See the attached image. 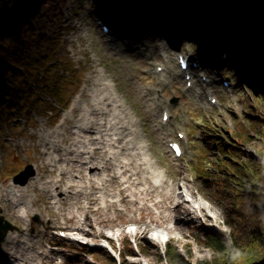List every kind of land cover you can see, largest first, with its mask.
Here are the masks:
<instances>
[{
    "label": "rangeland",
    "instance_id": "1",
    "mask_svg": "<svg viewBox=\"0 0 264 264\" xmlns=\"http://www.w3.org/2000/svg\"><path fill=\"white\" fill-rule=\"evenodd\" d=\"M102 1L97 0L99 8H109L111 0ZM261 2L263 0H258L257 4ZM91 3V0L67 1L52 28L55 39L62 38L57 56L50 63V71L46 75L38 72L37 80L30 82L29 89H16V98L22 97L25 102L14 101L0 108V181L4 180V187H7L12 174L29 165L37 178L48 181L54 173L48 172L50 158L49 150L44 147L45 141L58 139L55 136L61 130L57 127L63 117L71 119L73 125L93 107L109 112L110 118L117 123L116 128L109 131L111 136L119 132L122 138L126 134L124 128H129L126 139L129 144L121 152L122 161L130 163L129 169L136 174L139 185L130 186L122 203L107 204V209L98 212H84L75 224L67 223L70 227L80 226L86 232L84 234L66 232L65 224L64 230L52 229L47 221L52 216L57 218V214L39 209L43 222L40 225H47L52 231H40L36 246H45L41 244V238L45 244L53 240L56 246L49 264H167L172 252L184 259L182 264H198L199 261L264 264V248L259 243L249 244L252 238L247 240L246 232L242 233L244 241L241 245H236L233 241L236 227L225 224L230 212L234 223L242 216L241 212L230 210L231 203L235 201V190L244 191L250 185V179L234 177L223 164L222 149L233 144L239 128H245L249 139L239 140L237 152L246 157L250 165L259 160L264 170V136H261L264 135L261 133L264 131V122H261L264 120V102L256 96L264 72L259 70L255 59L250 58L253 56L251 46L245 42L240 44V38L237 39L239 42L232 43V49L239 45L242 51L234 52L236 64L233 65L226 57V51L221 49L223 43H219L224 36L205 38L208 41L206 54L220 62L222 75L228 77L231 84L228 90L216 93L218 106H209L203 97L196 99L189 95L193 92L185 90L180 75L172 76L178 72L174 56L173 64L168 65L169 72L167 68L161 72L163 79L153 73L152 66L148 67L146 58L152 45L147 27L137 24L126 28L118 18L102 9L115 28L113 39L106 41L108 39L95 25ZM193 14L186 12L182 24L176 21L171 27L164 26L171 34L180 36L177 45L184 42L185 47L197 52L200 51L197 32L225 24L228 20L207 6L203 11L199 10L194 20L191 19ZM116 29H122V32ZM215 43L219 44L218 48H214ZM158 58L157 54L151 62H160ZM61 68L72 69L66 73ZM216 69L210 68L209 76ZM145 71L148 76L144 75ZM206 71V68L200 70ZM240 79L246 80L247 85ZM141 96L145 97L147 108L155 110L153 127L147 121ZM174 98L176 102H172ZM98 101L99 105H93ZM60 102L69 109L58 111ZM164 102L170 105L171 119L164 130L168 140L162 142L157 119L159 121ZM50 109L52 111L47 112ZM121 125L122 129H118ZM183 127L187 129L189 142L184 146L180 160L175 161L170 156L167 142L175 139L174 130H183ZM8 136L14 138L4 143ZM68 136L66 133L65 137ZM134 144L138 149L132 151L130 146ZM122 145L124 142L119 144ZM135 151L139 152L137 157L131 154ZM226 152L229 153V149ZM81 174H84L82 169ZM47 194L39 193V203L47 201ZM104 195L107 197V193ZM115 195V199L108 197L110 202L118 199L119 195ZM173 204L177 205L176 209ZM166 206L172 208L167 211ZM261 209L262 206L259 211ZM1 213L13 229L22 227L16 215L13 219L9 217L8 208ZM250 220L256 222L254 218ZM155 229L163 232L162 241L149 236ZM205 233L224 238L228 260L221 263L220 254L207 247Z\"/></svg>",
    "mask_w": 264,
    "mask_h": 264
},
{
    "label": "trees",
    "instance_id": "2",
    "mask_svg": "<svg viewBox=\"0 0 264 264\" xmlns=\"http://www.w3.org/2000/svg\"><path fill=\"white\" fill-rule=\"evenodd\" d=\"M194 1H197L200 9L204 10L206 6L212 7L215 13L228 20L226 30L231 32L229 35L236 37L238 33L239 38L251 46L253 56L250 58L255 59L259 70L264 72V0L258 4V0H133L135 5L144 8L145 14L142 19L151 24L162 19L165 21L164 18H168L166 14L171 8L178 12V20L181 21L185 14L180 13V8L192 4L196 10L197 5ZM66 2L67 0H2L0 2V108L3 104L8 106L10 102L19 100V97L16 98V89H29L30 82L37 80L38 72L47 74L50 71L48 53L55 49L57 41L52 28ZM128 2L129 0H113L111 3L114 12L122 7V13L125 14L122 15L124 24L132 22L135 15L133 6ZM236 49L239 50L238 47ZM258 86L257 97L264 102V76ZM261 133L264 134V131ZM241 139L244 142L249 139L243 127L236 133L233 144L227 145L222 150L225 155L223 164L228 166L234 177L237 176L242 180L250 179V185L244 191L235 190V201L231 203L230 210L233 209L235 213L241 212L242 216H238L234 223L230 212L229 220L227 219L225 224L236 227L233 235L236 245H241L244 241L242 233L246 232L247 240L252 238L249 244L259 243L260 247L264 248L263 165L259 160L254 165L253 162L250 165L249 160L247 161L246 157L237 152L236 148L240 146ZM228 149L230 154L226 152ZM260 206H262L261 211H259ZM250 218L256 219V222ZM244 219L248 221L244 222ZM205 236L207 247L220 254V262L228 260V257H225L227 251L224 238L214 233H205ZM175 253L168 255L167 264L184 262V259ZM198 264L208 263L199 261Z\"/></svg>",
    "mask_w": 264,
    "mask_h": 264
},
{
    "label": "bare ground",
    "instance_id": "3",
    "mask_svg": "<svg viewBox=\"0 0 264 264\" xmlns=\"http://www.w3.org/2000/svg\"><path fill=\"white\" fill-rule=\"evenodd\" d=\"M185 7L187 9H193V7L190 5H185ZM182 23L183 20L181 21V24ZM113 29L115 30V28ZM116 30L122 32L120 29ZM225 35L226 30H223L215 34L212 32H200L197 37L199 39V42L205 45L208 42L205 38L213 39ZM144 73L145 76H148L147 71H145ZM144 98L145 97L143 96L140 97L146 112L147 121L149 125L153 127L152 121L155 115V110L152 107H150L152 110L150 108H147V102ZM99 103L100 102L98 101L93 103V105H99ZM96 116L99 118L94 119ZM103 116V112L96 110L92 107L91 112L85 114V116L80 121L75 122L77 126L72 125L71 119L65 117L63 119V122L57 127L58 130H61L55 136V138L58 139H47L45 141L44 147L48 150L54 151L53 155L56 157H52V159H50L49 161L50 164H47V166L49 167L48 172L50 174L54 172L59 175L62 174V178L59 181L52 179L58 176L55 174L51 175L48 181L45 182L41 180L40 182L43 183L44 187H48L51 184L55 183L57 184V186H55L56 189H58L59 186H64L66 183H68L65 186L64 190H59V194H62V197L60 199L63 200L65 198V192L70 194L81 195L86 193V187L87 189L97 190L99 188L108 189V185H111L112 188L117 189L119 195L121 196L129 188V186L133 185V181L137 179L136 174L131 172V170L129 169L130 163H125L120 159L121 152L127 149V143H125L124 137H117L114 139V141H112L113 138L110 137L109 131L114 128V125H111L107 121H103ZM159 124H161L160 121ZM67 128L71 129L69 130ZM155 130L157 132V128ZM66 133L69 135L67 138L65 137ZM115 135H117V133ZM125 135H127V133ZM98 138L102 139L104 146L101 147L96 145V141ZM123 142L124 145H122V148H120L119 144H123ZM61 143L67 146H73L74 148L67 150L64 154H62ZM89 154H93L95 155V157H97L95 158L93 156H89ZM111 157H114V163H109ZM99 164L101 166H98ZM63 166H65V169H61ZM87 166H89L90 172L86 175H82L81 169L87 168ZM114 169H117L118 172L115 173ZM73 172H75L76 174H74ZM103 175H105V177H103ZM122 177L125 178L124 181H122ZM122 182H125L126 185L123 186ZM26 187L28 189H31L36 188L37 186L35 185V181H33L25 184V188ZM87 196L90 199V202H88L87 205V212L98 211L99 209H95L93 205L96 200L93 193L89 192L87 193ZM13 197L15 196L13 195ZM30 202H32L31 199L28 201H21L20 203L26 206L28 211H30ZM50 204L51 203H48V205ZM170 204H172V201H170ZM70 205L75 206L78 210L82 209L79 201H73L70 203ZM173 207H175L176 209L177 205L173 204ZM170 208H172V206H166L167 211L170 210ZM36 213L38 214V212ZM172 216H174V214ZM68 219L69 221H72L75 224V216H71ZM51 226L56 227L57 222H52ZM65 227L67 230L66 232L77 231L80 234L86 233L80 226L70 227L67 225ZM91 229L96 231V229H94L93 227H91ZM8 233L9 234L7 235V238L5 240L6 244L4 247L7 249L10 247V245H12L11 248L13 249L17 246L16 243L19 242L20 235L18 234L16 238L11 237V231H8ZM95 236L98 237L99 233L96 232ZM159 238L162 241V234L158 235V239ZM19 251H21V253H19ZM12 252H16L18 255L21 256V263L18 264H32L36 259L35 251L32 250L29 246L25 249V251L14 248ZM47 264H49V262H47Z\"/></svg>",
    "mask_w": 264,
    "mask_h": 264
},
{
    "label": "water",
    "instance_id": "4",
    "mask_svg": "<svg viewBox=\"0 0 264 264\" xmlns=\"http://www.w3.org/2000/svg\"><path fill=\"white\" fill-rule=\"evenodd\" d=\"M220 26H221V24L219 26H212L209 28V30L215 29V28L220 27ZM21 177H22V174L20 176H18L17 178H21ZM24 181H25V179L22 180V182H24Z\"/></svg>",
    "mask_w": 264,
    "mask_h": 264
}]
</instances>
